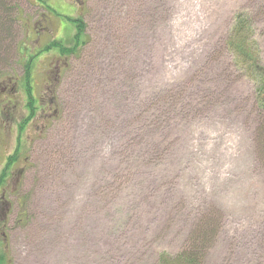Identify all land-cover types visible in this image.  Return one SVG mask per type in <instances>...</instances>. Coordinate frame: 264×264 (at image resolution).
<instances>
[{
  "label": "rangeland",
  "instance_id": "rangeland-1",
  "mask_svg": "<svg viewBox=\"0 0 264 264\" xmlns=\"http://www.w3.org/2000/svg\"><path fill=\"white\" fill-rule=\"evenodd\" d=\"M242 13L264 68V0H0V178L20 149L0 182L4 264H162L190 246L264 264V109L225 45ZM70 19L86 45L46 50L74 46Z\"/></svg>",
  "mask_w": 264,
  "mask_h": 264
},
{
  "label": "trees",
  "instance_id": "trees-1",
  "mask_svg": "<svg viewBox=\"0 0 264 264\" xmlns=\"http://www.w3.org/2000/svg\"><path fill=\"white\" fill-rule=\"evenodd\" d=\"M237 16L238 17L232 26L233 29L231 35L226 40L225 45L230 54L233 56V59H235V65L241 67L243 70H246L247 74L256 81L257 86L255 91L258 96L259 106L264 109V68L260 64L261 58H259L255 48L257 42L253 40L252 29L250 24H248L247 14L245 15L242 13ZM70 20L76 24L74 46L67 48L61 42L55 41L51 43L49 48L46 50L50 51L53 48H57L60 50V54L62 55H75L77 51L86 45V24L83 22V19ZM28 93L30 94L29 89ZM34 103L35 101L31 99L29 105L31 115L26 121H30L36 115V108L31 107V104L34 105ZM23 127L24 126L21 127L20 133L23 131ZM18 148H20V146ZM19 150L16 151L17 155L11 156L8 159L6 168L2 171L0 182L6 178L8 172L11 171L13 164L17 162V158L20 153ZM204 250V247L198 248L196 246H190L182 253L177 254L176 258H167V260L163 261L162 264H203ZM7 255V249L3 248L0 252V264H4Z\"/></svg>",
  "mask_w": 264,
  "mask_h": 264
},
{
  "label": "flooded vegetation",
  "instance_id": "flooded-vegetation-1",
  "mask_svg": "<svg viewBox=\"0 0 264 264\" xmlns=\"http://www.w3.org/2000/svg\"><path fill=\"white\" fill-rule=\"evenodd\" d=\"M46 21V20H45ZM60 55H62V54H60ZM64 56V55H63ZM61 60H63V57L61 58V59H59V61H61ZM56 69H58V73L57 74H59L60 72H61V70H62V67L60 66V64H58L57 65V68ZM40 102V101H39ZM53 103V102H52ZM46 120V122H48V117L45 119ZM21 137H22V133L20 134V137H19V139H18V144L21 142ZM19 146H20V144H19ZM26 162V161H25ZM7 163H8V161H7ZM6 163V164H7ZM15 164V163H14ZM5 196H6V192L5 191H1V197H2V199H4L5 198Z\"/></svg>",
  "mask_w": 264,
  "mask_h": 264
}]
</instances>
